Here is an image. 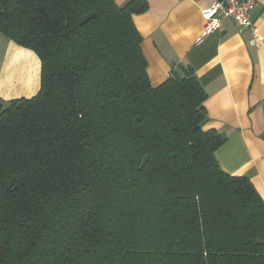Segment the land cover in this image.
<instances>
[{"label": "trees", "instance_id": "obj_1", "mask_svg": "<svg viewBox=\"0 0 264 264\" xmlns=\"http://www.w3.org/2000/svg\"><path fill=\"white\" fill-rule=\"evenodd\" d=\"M145 0H0L41 87L0 110V264H264V201L221 168L192 68L153 87Z\"/></svg>", "mask_w": 264, "mask_h": 264}, {"label": "crops", "instance_id": "obj_2", "mask_svg": "<svg viewBox=\"0 0 264 264\" xmlns=\"http://www.w3.org/2000/svg\"><path fill=\"white\" fill-rule=\"evenodd\" d=\"M132 0H115L124 6ZM134 15L153 87L192 68L207 94L205 131L226 137L216 157L223 171L247 176L264 201V0L252 19L263 41L227 19L221 30L203 36V11L215 0H145ZM203 38L200 43L199 39ZM41 87V63L31 50L0 33V110L14 99H30Z\"/></svg>", "mask_w": 264, "mask_h": 264}, {"label": "built area", "instance_id": "obj_3", "mask_svg": "<svg viewBox=\"0 0 264 264\" xmlns=\"http://www.w3.org/2000/svg\"><path fill=\"white\" fill-rule=\"evenodd\" d=\"M260 0H215L214 4L203 11L207 21L203 36L222 29L227 19H232L241 29H249L253 34L251 44L259 46L263 39L252 19V12ZM203 38L199 39L200 43Z\"/></svg>", "mask_w": 264, "mask_h": 264}, {"label": "rangeland", "instance_id": "obj_4", "mask_svg": "<svg viewBox=\"0 0 264 264\" xmlns=\"http://www.w3.org/2000/svg\"><path fill=\"white\" fill-rule=\"evenodd\" d=\"M5 107V106H4Z\"/></svg>", "mask_w": 264, "mask_h": 264}]
</instances>
